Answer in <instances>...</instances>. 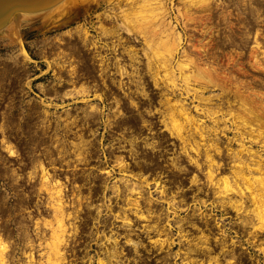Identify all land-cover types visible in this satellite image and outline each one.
<instances>
[{
  "label": "bare ground",
  "instance_id": "bare-ground-1",
  "mask_svg": "<svg viewBox=\"0 0 264 264\" xmlns=\"http://www.w3.org/2000/svg\"><path fill=\"white\" fill-rule=\"evenodd\" d=\"M67 1L68 0H56L49 7L39 12L46 10L53 11L55 8L60 9L61 5L65 4ZM86 1H96V0H86ZM240 1H241L240 4L239 3L235 4L236 7L235 12L237 14L235 15V18L237 20L230 21L229 16L233 12H231L229 8H225V5L229 4L230 0H109V5H108L109 7L102 11L103 16L108 21V24L106 25L101 23L98 25L100 26V32L103 35L112 36L113 39L110 47L115 51L116 46L118 44H121V46H123L124 53L126 52L127 54V58L129 59L127 63L129 64L130 70L126 68V65L119 64L118 62V59L120 58L119 56L115 57V60L118 64L117 71L119 72L120 76L121 77L123 75L129 76V81L136 85L135 88L136 93L138 92L139 94L142 95V97L147 98L149 100L148 97L149 93L145 89V82L144 79L142 78V74L140 73L141 70L140 71L138 70L140 67L138 65L139 54L137 53L135 47L130 44L132 42L127 43L129 37L125 35V38H122L121 30H124L127 34H133L134 37H137L142 41L140 48L142 54L145 57L144 60L145 72L151 77L152 84L158 88L157 89L158 92L157 91L156 92L158 93L159 96H161L159 97L158 102L162 107H160V109L159 108L157 109H159L158 111L161 114L160 121L163 123L164 128L167 129L168 133L171 136L178 138V140L180 141L179 143L180 153H182L186 157V159L190 162V164L194 165L195 169L198 170L201 169L203 162L199 161V156L203 155L202 157L204 158L202 159H204L203 161L204 163H206V167L204 166L205 169L204 170L202 169L205 179L207 181L205 184H208L207 185L208 187L211 185V191L213 193V197H215V202L221 205L223 208H225V206H229L231 207V209L234 208L240 214L242 212L243 221L245 223H249L248 225L251 226L248 233L252 237L247 238V242L249 239L248 243L253 245L255 239H257L259 236L258 238L259 245H257L256 249H258L260 253L264 254V163L259 162V167H257L259 173L250 174L244 172L245 170L249 171L250 168L247 167L248 164L243 162L242 159L243 154H247L249 157L253 155L254 156L257 155L259 156V158L261 154L259 152L258 155L257 152L251 150L247 145H244L242 140L238 141L239 147L236 149L226 145L227 147L226 153L230 155L232 160L229 172H225L222 170V168H224L221 166L222 162L217 160L215 156V154L222 155V150L220 148V145L218 144V139H220V134L218 133H222L223 135L224 131L227 129L226 124L223 125L219 124L220 121L226 122V120H228L227 118H230V120L233 119L232 122L236 123L235 127L239 129V132L235 133L233 136H227V135H226L227 137L225 136L226 137L225 140L227 142H231L232 140H238V138H243V136L241 135L242 134L241 130H243L247 124H251L250 123L251 120H257L259 126L264 125V100L262 104H259L262 107V109L255 111L251 109V105L248 104L249 101H247L246 103L243 99L244 96L242 97V95L244 94L243 92L245 91V87L242 86L244 85L242 79L231 81L232 82L231 85L234 86L233 89H231L230 84L228 83V79L230 77L235 78V76L233 73H227L229 72L228 69L225 70L227 66L226 65L223 66L218 61L221 55L219 56L218 53L219 50L216 51L217 48L220 49L228 46L230 50L228 51L229 52L228 60H232L233 57L237 59L238 55L233 56V53L231 52L237 51L240 55V53L244 51L242 49L243 48L245 49L247 47V42L248 40H250L249 37L251 36L252 41L250 42L252 43L248 45L250 46L249 47L250 49L248 48L249 50H247L248 51L247 54L253 59L252 65L254 69L257 70L259 69L258 71L264 73V65L262 64L263 57H261L264 56V48L261 40L259 39L261 28L259 29V27L254 26L253 27L254 31H252L251 29L252 26H249L250 22L258 21L257 19H259L258 17L259 12L260 10H262L263 6L260 5L261 0L258 2V5H257V1H254L256 3H253V1L251 0L249 2H243L245 0H240ZM122 3L124 5L121 6ZM112 8H115V10L121 9V14L118 15L114 14L113 11L115 10L112 11ZM246 12L249 13V15H247ZM24 15L27 16L30 14L26 12H18L4 26H10L16 19H18L19 16H24ZM218 21L224 22L222 27L225 30V32L223 31V33L219 35L221 39H217L219 40L220 45L218 41H217L218 44L216 42L215 38L217 37H214L215 34H219L218 33L219 28L217 29L215 25V22ZM179 23H181L182 26L184 27L188 26L189 23H192L190 28L194 29V31L197 30L199 33H197V31L196 33L200 34V36L192 32L187 34L191 38V40H188V42L191 44L190 48L188 46H187L188 48L184 46L185 43L184 39H186L185 37L186 32L185 29L183 30V32L177 30V25ZM217 25H220V23H218ZM220 29L222 28L220 27ZM81 30H83L84 33ZM88 30L89 29H87L86 27H83L82 29L76 28L75 31L78 34L76 35L78 38L75 39L74 41L66 40L64 42L65 43L64 49L66 48L69 50L68 51L66 50L64 52L62 51L64 50L62 47L60 51L63 52L61 53L62 56H64L63 54L70 53L71 58L67 57L66 59L70 62V60L74 59V55L72 54L74 53V50L76 48L77 50H79L78 48L81 47L83 51H81V49L80 51H81V55L83 56V59L79 57L80 58L79 61L81 60V62H84L83 63L84 71L83 72L81 71L80 73L88 77L90 76V72H87L86 70L93 71L94 69L93 65L95 61V60L93 61V59L94 57H96L97 59L98 57H100V62L98 64L100 65L99 74L101 77V84H102L101 86L103 88L101 89V91H97L93 93L95 95H98L100 98H102L103 94L107 90H109L110 93L113 92L115 93L117 84L114 85L110 83V81L107 82V76L109 72L106 71V69L108 68V63L107 60H105L104 55L100 54L98 56L97 55L98 52L96 51L93 52L94 50L90 51L89 48H91L92 46H96L95 44L96 40L93 41L92 39L89 38ZM250 30L252 31V35H250L249 32ZM67 33L68 35H71L74 32L70 30L67 31ZM71 37H74V34ZM216 45H218L219 47ZM20 46H21L22 54L26 58H28V54L26 53L21 43ZM84 47H87V49L84 50ZM221 50L222 49H220V51ZM260 51L262 52V54L258 55L257 52L260 53ZM178 52H180V54H178V56L176 57V54ZM77 63L80 64V62ZM95 63H97V61ZM61 64L63 66V63ZM48 66H50V63ZM238 67L241 66L239 65ZM17 68L20 67L17 66ZM68 69H69L68 72L70 74L73 73V76L77 75L76 63L70 62ZM3 70L5 71L4 68L0 69L1 72ZM64 72L66 73V71ZM133 75H135V77ZM178 78H180L182 82H178L177 81ZM113 80L114 79L112 78L111 81ZM215 85L220 89L218 95L220 94L227 95V99H221V96H217L216 94L215 95L203 94L204 90L211 88ZM92 87L95 90L97 88V86L95 85ZM3 88L4 87H2V90ZM90 89L91 86L88 85V83H85L84 81H81L79 86L73 88L75 93H81V94H85L89 92ZM71 91L69 92L67 90L66 91L64 90V94L70 95ZM127 91H125L124 93L127 94V96L129 97L130 94ZM134 92L135 91H133V94ZM248 92L249 93L252 92L251 94H254L251 95L252 98L254 96L259 97V92L263 93L264 95V91L261 89V87L254 89L250 88V91ZM229 95L233 96L232 100H229ZM189 96H191L192 100L194 99L197 101V103L194 104V109L196 111L201 112L203 116H208L209 118H211L212 125H207L206 123H204L205 122L204 119H200L199 117H195L193 114H191L190 112L191 107L190 105H188V102L186 100V98H188ZM114 97H115L114 98L115 106L119 105L118 112H120L122 107L121 103H123V101L121 100V98L118 99V97L116 96ZM234 102H237L239 104L238 107L241 108V110L243 111L242 113L232 112L231 104ZM34 105L30 107L31 110L28 108L29 110L26 113L24 120H23L24 117L23 114H20L21 116H18L19 115L18 109H14V112L13 110L11 111L9 107L7 108L9 110L7 111L6 110L4 111L3 109L0 110V119H1L0 152H2V150L3 151L6 150L7 151L6 155L9 156L19 155V152H17V149L15 147V143L12 141L11 138L18 136L20 137V135L16 132V130L18 129L22 130L24 123L27 131V134L24 137V142H25L24 146L28 149L27 150L28 152L26 153L28 160L26 162L30 164V169L27 170V175H26L27 180L28 181L33 180L37 168L40 169L39 179L36 181L35 184H31V189L33 193L30 194L23 193L21 194V196L16 194L14 196L9 197L6 194V192L1 193L0 191V264H11L10 256H12V254L10 251L12 249V246H11V240L9 239L10 235H15V237L18 240L23 241L22 244L24 243V246L26 244L27 245L35 244L33 243V239H35L36 237V239H38V245H41L43 248V251L40 252V258L38 257L39 259L34 257V252L32 251L33 249H30L29 251L27 250L25 251L23 249V253H25L27 257L26 262L24 261V264H66L65 263L66 250H67L66 248L68 245L70 246L69 244L70 239H74L76 234L78 235L79 232V226L76 223V218H79L81 214L80 211L83 210L81 202L85 201L87 206L86 209H84L85 214L83 217L84 220L83 225L86 220L94 222L97 218L96 215H98V212L102 210V207H105L106 210L110 211L111 213L110 207L106 205L107 203L106 200L103 201L102 204L98 205L97 207L96 205L93 204L92 202L94 199L93 197H95L96 194L90 193L92 186L95 185V189L100 190L102 197L104 199H108V201L111 199V195L107 194V191L110 190V188L114 189L115 193L117 194L119 191L117 184L110 185L107 182V180L104 179L103 176L93 174L90 177L89 174L82 173L81 176L85 175L86 177H88L90 181V183L88 184L89 192L86 194H81L80 193L81 187L79 186V184L78 185L75 184L78 190V192L76 193L77 197L75 199L71 198V200H69L65 194V189L68 186H66L64 181H62L60 178L56 176L54 177V173L50 172L49 168L47 167L46 164H44V162L40 157L36 158V156L40 152L44 154L49 153L47 159H49L48 160L49 163L52 164L55 158L51 156V153L53 152L52 150L48 148L47 151H37L38 147L41 145L42 146L46 145V147L51 145L56 147L58 146L61 155L62 152L66 153L69 150V151H73L74 155H76L77 161L87 160L89 157H87L88 154L85 155V150L90 151V146L93 147V144L95 142L93 138L91 137L86 139L83 131L79 129V131L75 133V135L77 136V140L74 139L70 140L73 147L69 149L67 147L68 145L65 144V140H66L65 135L69 131V125L77 124L78 120L82 124L83 122L88 123L89 122L88 120H91L93 122L96 121L97 118L95 116H98V114L94 109L97 108L96 105L89 104V107L81 108L82 111L81 115L77 113L72 114L66 111V116H69L68 119H64L65 115L63 117H61L62 116L61 115L60 117L57 116L52 120L49 117L45 118L44 117L45 115L41 116L40 113L41 111L38 110L37 107ZM127 105L128 106L132 105L135 107L138 106V102L132 97H129ZM224 105H226L227 107L225 109L226 112L225 111L224 112L228 116L223 115L224 117L222 118L218 117L219 116L218 113L222 112L223 110L222 107ZM146 111L147 113L149 112V114L151 113V110L149 108H147ZM118 112L116 114H118ZM43 113L45 114L44 110L42 111V114ZM251 114L253 115V118L247 120L249 119L247 118V116ZM130 115L131 112L129 115H127L128 117L127 119H129L130 124L124 126L125 128H128L129 132L133 130V128L140 122L139 121L140 117H138V115L137 116H133V115L130 116ZM119 117L120 116L114 119L115 125H122V122L119 123V120L121 119ZM141 120L146 124L148 119L141 118ZM143 122L142 124L144 125ZM191 125H193L192 128L190 127ZM251 126L252 125L248 127H250L251 129ZM261 130L262 129L260 127L259 135H262ZM211 133H213V135H211ZM195 135H197L198 138H195L194 137ZM126 140L130 143V147H128L129 150L134 148L136 149V144L134 142L135 137H128L126 138ZM149 145L153 147L152 142ZM262 145L264 149V141ZM49 151L52 152L50 153ZM132 154H133L132 157H134L135 153L132 152L131 155ZM262 154L264 156V151ZM41 155L44 156L43 154ZM118 157L121 156H115L114 160H116L118 169L120 167L121 173L123 174V176H121L119 179H124L126 181L124 188L122 189L124 191L123 198L125 199L124 200L125 204H122L124 206L119 207L118 210L115 211L114 217L120 219L122 225L125 227L131 226V220L128 217L129 210H133L138 218L144 219L145 221L149 220V218L150 220L152 219L153 221L151 224H149L148 221L146 222L145 230L148 232L149 229L154 228V230L156 231V238H153L152 242H154V244L159 243V246L157 245L156 246L159 247V249H162L163 247L161 245L163 244L169 245L173 240V238L168 232L169 230L168 228L171 229V227L173 226L172 220L168 216L169 214H167L165 219L166 220L165 225H167V228L163 224L161 226H158L159 214L155 213L154 207L150 206L151 205L150 202L152 200L151 197L147 199V196L144 195V191L148 190L147 186L150 183V181L147 179V175L144 174L146 172L145 169L148 168L149 170L151 169L153 170L159 164H157V162H154L152 159L151 160L141 159L140 161H138L137 160L138 158L136 160L134 159L133 163L131 164V162H128L123 159H119ZM177 159L179 158L174 156L170 164L171 165L170 167H172L171 171L173 172L172 173L173 178L177 177L178 171H180L182 168L185 169L184 167L185 164L184 165L181 164V162H179ZM2 160L4 161V159ZM67 163H69L68 160ZM136 167H138V171L137 169L135 171ZM3 168H4L3 173H1L0 171L1 173L0 177L1 176L4 177L6 181L10 183V186L13 188V190H15V193H20L21 182L18 181V179L21 178V173H19V175L13 176L8 171L7 169L8 167L4 165ZM106 172L108 174H112L111 169H110L111 173L109 172V170H107ZM80 173L81 172L73 173L74 174L73 176L69 177L67 175L66 177L73 179L77 177ZM128 175L129 176L131 175L130 177L134 179L127 182V179L129 177ZM27 180L26 183L28 184ZM177 180H179V178ZM159 182L158 181L155 182L156 186L160 184L158 191L161 195L164 196L166 194V186L165 184H162L161 181ZM190 182L197 184L196 187L198 189L199 188L202 189L200 185H198L199 182H202V179L198 176L196 170L195 172L192 173ZM38 183L40 184L39 186ZM40 189H44L45 192L47 193L45 195L46 207H43L44 209L40 210V207L36 205L37 211H40V213L44 211L43 212L44 215H42V217H36L35 219H33L30 209L27 208L28 204L31 203V201L33 202V200H30L29 197H33V194H35L34 192H39ZM148 192H149V196H151L150 190H148ZM141 199L147 200L148 206L146 207L142 206ZM166 201L170 206L172 205L170 211H172L173 213V220L176 221L179 228H181L182 221L184 219L187 221V219L185 218V216L178 217V211L174 205L175 204L174 194L172 193L170 195V198H167ZM201 201H205V199L202 198ZM247 201L249 202V204H252L251 208L245 206ZM35 203L38 204L37 198L35 200ZM93 205L96 208V211L91 209ZM69 206H71L72 208L68 209ZM154 213L157 216L156 218L153 217ZM208 216L209 215H207L205 212L198 216L205 223L204 225L205 228L202 227L198 229L199 234L195 236L197 238V241L196 239L193 241L192 238H188L187 236L185 237V235H187L186 232L181 233L184 236V239H186L188 245V248L184 250L185 253L184 258H186L185 260H187L188 258L187 253H189V256H191L190 251L194 250L197 243H199V247L207 248V244H209L208 232L210 231V229L209 231H205V229L209 228V226L207 227ZM191 222L192 221H190V223ZM195 226L198 227L197 225ZM106 235H107L105 238L106 241L112 242V244H110L108 247H105L104 256L97 257V262L98 264H116L120 260V255L122 254L123 251L120 246H119L120 248L118 247L116 234L113 235L112 233L110 234L106 233ZM161 235H164V237H161ZM127 241L133 243L135 251L138 248L137 245L139 243L142 244L139 241H132V239L129 236L127 237ZM221 241H223V239H221ZM192 244L194 246L189 247ZM231 247L232 246H230V248ZM229 251L230 250H228V252ZM232 251L233 253L230 251L232 254L230 258L234 257V259L236 260V256L234 255L235 254L234 250ZM218 256L219 255L216 254L215 252V254L208 255L207 259L210 262L216 263L219 261ZM194 259L188 258V261H192ZM237 259L239 260L240 257L239 258L237 257ZM89 260L90 261L93 260L92 257H89ZM200 263L203 264L202 259L200 260Z\"/></svg>",
  "mask_w": 264,
  "mask_h": 264
},
{
  "label": "rangeland",
  "instance_id": "rangeland-1",
  "mask_svg": "<svg viewBox=\"0 0 264 264\" xmlns=\"http://www.w3.org/2000/svg\"><path fill=\"white\" fill-rule=\"evenodd\" d=\"M98 1L99 0H96V1L68 0L65 4L61 5L60 9L55 8L53 11L46 10V11H42L39 13H35L34 15L30 14L27 16L25 15L19 16L18 19H16L10 26H4L2 27V29H0V69H3V68L5 69V71L4 70L2 72L0 71V85H1L0 93L2 94V95L0 94V110L3 109L4 111L5 110L7 111L11 109V111L13 110L14 112V109H18L19 115L18 114L17 115L21 116L20 114H23L24 116L23 120H24L26 113L28 112L30 107L36 103L37 105L35 104L34 106H36L37 109L41 111L40 112L41 116L45 115L44 116L45 118L49 117L52 120L53 118H56L57 116L60 117L61 115H62L61 117L65 115L64 119H68L69 116H66V111L72 114L77 113L81 115V112H82L81 108L89 107V104L96 105L97 108H94L96 113L98 114V116H95L97 118L96 121L93 122L91 120H88L89 121L88 123L83 122L82 124L78 120L77 122L78 125L77 124L69 125V131L65 135L66 137L65 144L68 145L67 147L69 149L73 147L70 140H73V139L77 140V136L75 135V133L78 132L79 129L83 131L86 139L91 138V137L93 138V140L95 141L93 144V147L90 146V151L85 150V155L88 154L87 157L90 158V159L88 158L89 160L87 159L88 161L87 160L77 161V157L74 155L73 151H69V150L66 153L62 152L63 151L62 150L61 151L62 155H61L58 149V146L56 147V146L49 145L48 147H46V145L44 146L41 145L37 149V151H47L49 148L50 150L53 151V152L49 151L50 153L52 152L51 156L55 157L52 163L53 165L49 163L48 161L49 159H47L49 153L44 154L40 152L39 153L40 155L38 154L36 158L40 157L42 161L44 162V164L47 165L50 172L54 173V177L56 176L60 178L62 181H64L66 186H68L66 187L67 190L65 189V194L69 200H71V197L73 199L77 197V196L75 197V193H77V186L73 184L75 183V180L82 182V183L84 182L86 185H88L89 183V179L87 177L85 179L82 176H77L73 179L69 178L74 175L73 173L81 172L83 174L85 173L89 174L90 177L93 174L101 175L104 177V179L107 180V182L110 185H113V184L118 185V188H119L118 194L115 193L114 189L112 188H110V190L107 191V194L111 195V199L109 201L108 199H104L101 196L100 194L101 192H98V196L93 199L94 205H101L102 202L105 200L107 202L106 205L107 206L113 205V208H116V205H118V203L120 205L125 204V201H124L125 199L123 198L124 191L122 189L124 188L126 181L124 179H119L121 176H123V174L121 173V168L119 167L118 169L116 160H114L115 156H121L118 158L131 162V164L133 163L134 159L136 160L137 158H138L137 159L138 161H140L141 159H144V160L152 159L154 162H157V164L159 165H157V167H155L153 170L152 169L149 170L148 168H147L148 170L145 169L146 172L144 173L145 175H147V179L150 181L147 187H148V190H150L151 196H149L148 190L144 191V195L147 196V199L151 197L152 199L150 202L151 207H160L162 208L161 210H163V212H160L161 214L168 213L169 215L173 217L172 211H166L167 208L164 210V207L172 208V205L170 206L167 203L166 199L170 198V195L173 193L174 198H175L174 205L178 211V217L185 216L186 218V216L190 215L192 211L195 212L194 216H198L199 214H203L205 212L207 215L211 216L209 219H207L210 221L211 225L214 222V219L217 222L216 225L218 226L213 227V229L219 230L220 227L221 228L223 227L225 231L228 233L226 235L227 238H228V235L230 234L233 242H239V239H240L239 236H237L235 232L233 231V229L230 228L235 224L234 220H236V218L234 217V215L236 213L237 215H239V213L238 212L235 213V211L230 209L231 207H228V206L225 207L226 209L223 207H220L221 205L215 202V197H213L212 195L213 193L210 189L211 185L210 187H208L207 184H205L207 181L206 179L204 180V177H203L204 174L202 173L203 172L202 169L204 170L205 169L204 166L206 167V163H204L203 161L204 159H202L204 158L202 157L203 155L199 156V161L203 162V165H202L203 168L201 167V169H199L198 171V169H195L194 165L190 164V162L186 159V157L182 153H180L179 151L180 141L178 140V138L171 136L168 133L167 129L164 128L163 123L160 121L161 114L158 111L160 107H162L158 102V99L161 96H159L157 93L158 88L152 84L151 77L145 72V65H144L145 57L142 54V51L140 48L142 41L138 39L137 37H134L133 34H127L124 30H121L122 38H125V35L129 37V40H127V43L132 42L130 44L135 47V49L137 50V53L139 54V57H138L139 63L138 62L137 63L140 67L138 70L139 71L141 70L143 72L142 73L140 71V73L142 74V78L144 79V82H145V89L149 93L148 94L149 100L147 98L142 97V95L139 94L138 92L136 93V90H135L136 85L129 81V76L123 75L121 77L119 72L117 71L118 64L115 60V57L119 56L120 57L118 59L119 64L126 65V68L130 70L129 64L127 63L129 59L127 58L126 52L124 53L123 46H121V44H118L116 46V50L114 51V49L110 47L112 43V39H113L112 36L103 35L100 32V26L98 24H101V23L106 24V25L108 24V21L103 16L102 11L109 7L108 6L109 0H105V1L100 0L99 2ZM249 1L250 0H245L243 2H249ZM251 1H253V3H256L254 1H257V5H258V2L260 0H251ZM236 3L240 4L241 1L240 0H230L229 4L225 5V8H229L230 11L233 12L229 16L230 21L237 20L235 18V15H237L235 12ZM122 5L124 4L122 3L121 6ZM260 5H262L263 7L261 6L262 10H260L259 12V16H258L259 19H257L258 21L250 22L249 26H252L251 28L252 31H254L253 30L254 26L259 27V29L261 28L260 37L259 36L258 37L261 40L263 44V48H264V0L260 1ZM113 10H115V8H112V11ZM113 13L116 15L121 14V9H116L115 11H113ZM247 15H249V13H247ZM218 23H220V25H217ZM223 24L224 22H219V21L215 22L217 29L219 28L218 29L219 34L214 35V37H217L215 38L216 42L217 41L219 42V40L217 39H221L219 35L223 33V31L225 32V30L222 27ZM191 25L192 23H189L188 26L186 27L182 26L181 23L177 25V30H180L181 32H183V30L185 29V32H186L185 37L187 40L184 39L185 40L184 46L185 47L188 46L189 48L191 47V44L188 42V40H191V38L187 34L191 32L195 34L197 31V30L194 31V29L190 28ZM233 26H234V23H233ZM83 27H86L87 29H89L88 30L89 38L92 39L93 41L96 40L95 41L96 46L90 45L92 46L91 47L92 49L89 48L90 51L94 50L93 52L95 51L98 52L97 54L98 56L100 54H103L105 60H107L108 68L106 69V71L109 72L107 76V82L110 81V83L114 85L117 84L116 87L118 89L116 88L115 90L116 95L114 92L110 93L109 90H107L103 94L102 98H100L98 95H95L93 93V92L101 91V89L103 88L101 86L102 85L101 77L99 74L100 65L98 64L100 62V57L97 56L98 59L94 57L93 61L94 60L95 61L93 65L94 66L93 71L86 70L87 72H90V76L89 77L84 76L82 73H80L81 71L82 72L84 71V65H83L84 62H81V60L79 61L80 58L83 59V56L81 55V51L83 50L81 47L78 48L79 50H77V48L74 50V53H72L74 55V59L70 60L71 63H76L77 65V72H76L77 75L74 74L75 76H73V73L70 74L68 72L70 62L66 59L67 57L71 58L70 53L63 54L64 56H62L61 53L63 52H61L60 50L62 49V47L64 49L65 47L64 42L66 40L74 41L75 39H77L78 37L76 35L78 34L76 33L75 29L76 28L82 29ZM220 27L222 29H220ZM70 30L74 32L73 34L75 38L71 37L73 36V34L68 35L67 31H70ZM81 31L83 32V30ZM252 31L251 30L249 31L250 35H252ZM197 33L199 32L197 31ZM197 33L196 35L200 36V34H197ZM249 39H250L248 40L249 43L247 42V47H246L247 49L243 48L242 50L244 51H242L240 55L237 51L231 52L233 53V56L238 55L237 59L233 57L232 60H228L229 58L228 51H230L228 46L224 48H220L222 49L221 51L219 48H217L216 51L219 50L218 51L219 56L221 55L218 61L223 66L224 65L227 66V68L225 69V70L228 69L229 72L227 73H233L235 76V78L230 77L228 79V83L230 84L231 89H233L234 87L231 85L232 83L231 81L242 79V82L244 83V85L242 86L245 87V91L243 92L245 95L243 94L242 97L244 96L243 97L244 101L246 103L247 101H249L250 103L248 102V104L251 105V109L256 111V110L262 109V107L259 104L263 103L264 99L262 98L264 97L262 96L264 95L263 93L259 92V97L254 96L252 98L251 95H254V94H251L252 92L249 93L248 91H250V88L254 89V88H259V87H261V89L264 91V73L258 71L259 69L258 70L254 69L252 65L253 59L247 54L248 53L247 50L250 49L249 48L250 46L248 45L252 43L250 42L252 41L251 36L249 37ZM20 43L24 47L26 53L28 54V58H26L22 54ZM219 45H220V42H219ZM85 49H87V47H84V50ZM66 50L68 51L69 49L65 48L62 51L65 52ZM257 53L258 55L262 54L261 51L260 53L259 52ZM178 54H180V52L176 54V57L178 56ZM261 57H263L262 64L264 65V56H261ZM96 61L97 63H95ZM77 62H80V64H78ZM49 63H50V66H48ZM61 63H63V66ZM239 65L241 67H238ZM17 66L20 68H17ZM64 71H66V73ZM133 76L135 77V75ZM112 78L114 79L113 81H111ZM81 81H84L85 83H88V85L91 86V89L89 90V92L85 94L74 92L73 88L76 86H79ZM177 81L182 82L180 78H178ZM94 85L97 86L96 90L93 89L92 87ZM2 87H4L3 90H2ZM64 90L65 91L67 90L69 92L71 90L72 91H71V94L68 95V94H64ZM125 91H127L130 94L129 97H132L138 102V106L134 107L132 105L131 106L127 105L129 97L127 96V94L124 93ZM133 91H135L134 94H133ZM219 91L220 89L215 85L211 88L204 90L203 94H213V95L216 94L217 96H221V99H227V95H223V94L218 95ZM114 96L118 97V99L121 98V100L124 103V104L121 103L122 107H121L120 112H118L119 105L115 106ZM245 96H246V99H245ZM232 99H233V96L229 95V100H232ZM186 100L188 102V105H190L191 107L190 108L191 114H193L195 117H199L200 119H204L205 121L204 123H206L207 125H212L211 118H209L208 116H203L201 112L196 111L194 109V104L197 103L196 100L194 99L192 100L191 96L186 98ZM231 105H232L231 106L232 112H240V113L243 112L241 108L238 107L239 104L237 102H234ZM8 107L9 109H7ZM145 108L146 109L149 108L151 110V113L150 114L149 112L147 113ZM226 108H227L226 105H224L222 107L223 109L222 112H219L218 113L219 116L218 115L217 116L221 118L224 116H228L227 114H225ZM43 110L45 114L44 113L42 114ZM117 112L118 114H116ZM130 112H131V115L133 116L138 115V117H140V120H139L140 125L138 123L135 127L133 126L134 127L133 130L129 132L128 128H125L124 126L130 124L129 120L126 121L127 115H129ZM118 116H120L119 118H121L119 120V123L122 122V125L119 127H117V125L114 124V119ZM141 118L148 119L150 122L147 120L145 124L141 120ZM247 118H249L247 120H250V118H253V115L252 114L248 115ZM227 119L228 120H226V122L220 121L219 123L220 125H223V124L227 125V129L224 131L223 135L222 133H218L220 134V139H218V144L220 145V148L222 150V155L215 154L216 159L222 162L221 166L224 167L222 168V170L225 172H229V169L232 163L230 155L226 153V150H227L226 145L231 146L232 148L236 149L239 147L238 141L242 140L244 145H247L251 150L257 152L258 155H259V152L261 154L260 158L257 155L255 156L253 155L251 157H249L247 154L242 155L243 162L247 163L248 164L247 167L250 168L249 170L250 172L248 170H245L244 172L250 173V174L259 173L257 170V167H259V162L264 163V156L262 154L264 151L263 145H262L264 141L263 140L264 139V125L259 126V123H257V120H251L250 122L251 124H247L243 130L240 129L242 131L241 135L243 136V138H238V140H232L231 142H227L225 140L227 136H233L235 133L239 132V129L235 127L236 123L232 122L233 119L231 120L230 118H227ZM104 122L107 124H105ZM142 122L144 123V125L142 124ZM250 125H252L251 126L252 130L250 129V127H248ZM192 126L193 125H191L190 127L192 128ZM260 127L262 129L261 130L262 135H259ZM16 132L20 135V137L19 136L12 137L11 139L15 143V147L17 149V152H19V155L18 156L17 155H12V156L6 155L7 154L6 150L4 151L2 150V152H0L1 153L0 154L1 173H3L4 165L8 167L7 168L8 171L13 176L19 175V173H21V178L18 179V181L21 182L20 193H15V190H13V188L10 186V183L6 181L4 177L2 176L0 177V188H1L0 191L1 193L6 192V194L9 197L14 196L16 194L21 196V194L23 193H28V194L33 193L31 189V184L36 183V181L39 179V173H40V169L37 168L35 176L33 177V180H29V181L27 180L26 175H27V170L30 169V164L26 162L28 160V157L26 154L28 152L27 151L28 149L24 146L25 145L24 137L27 134L24 123H23L22 130L18 129L16 130ZM211 135H213V133H211ZM128 137H135L134 142L136 144L137 150L135 148L130 149V150L128 149V147H130V143L126 140V138ZM194 137L198 138L197 135H195ZM151 142H152L153 147L149 145L151 144ZM132 152L135 153L134 157H132L133 154L131 155ZM41 154H43L45 157L42 156ZM174 156L179 158L177 160L181 162V164L183 165L185 164L184 166L185 169L182 168L180 171H178L177 174L179 176L177 175V177L175 178H173V175H172L173 172L171 171L172 167H170L171 160H173ZM142 157H145V158H142ZM2 159H4V161ZM67 160L69 161V163H67ZM110 169L112 170V174H108L106 172L107 170H109L110 172ZM136 169L138 171V167L135 168V171ZM195 170L198 173V176L202 179V182H199L198 185H200V187L203 190L200 188L199 190L196 187L197 184L190 182V178H191L190 176L192 175L193 172H195ZM67 175L69 176L68 178L66 177ZM130 176L128 177L127 182L134 179ZM178 178L179 180H177ZM22 179H23V182H22ZM26 180L28 184L26 183ZM156 181L158 182L161 181L162 184H165L166 194L164 196L159 193L158 189L160 187V184L156 186V183H155ZM39 185L40 184L38 183V186ZM81 191L83 193H86V188L84 187L81 188ZM34 193L35 194H33V197H29V199L33 200L34 203L31 201V203H29L27 207L28 209H30L33 219H35L36 217H42V215H44L43 214L44 211L41 213L40 211H37L36 205L40 207V210L44 209L43 207H46L45 206V202H46L45 195L47 194L44 189H40L39 192H34ZM36 198L38 199V204L35 203ZM202 198L205 199V201H201ZM147 203H148L147 200L141 199L142 206L144 207L148 206ZM81 204L83 205L84 208H86L83 201L81 202ZM245 206H247L248 208H251L252 204H249V202L247 201ZM71 208H72L71 206L68 207V209H71ZM91 209L94 210V208L92 207ZM103 210H105V208ZM130 216L133 217L134 214H130ZM137 220L138 221L132 220L133 222H137V223L134 224L135 225L134 233L135 232L136 233L131 236L134 240L139 241L142 244L140 243L138 245L136 244L138 246L136 251L135 249L132 248V244H128L125 241V238L129 234H125V229L123 226H121L122 222L120 221V219L117 218L114 220L115 228L117 225V230L119 231V234L116 233L119 239V243L121 244V246L124 248V251H125L124 253L121 254L122 256L120 255V260L116 264H162V261L160 258H162V255L165 252L157 251V249L155 248L151 249L149 245V241L147 240L145 233L141 231V230L143 231L145 230V227H146L145 223L148 220L146 221L144 219H137ZM172 221L176 222L174 220ZM76 223L77 224L80 223L79 218H76ZM94 224L95 226H93L91 222L90 227H86V228L83 227V229L80 227L81 233L89 232V235L78 236L76 234L74 239H70L69 244H70L71 249L69 248V245L66 248L67 249L66 258H65L66 264H98L97 257L104 256L103 252H101L100 249L99 250L96 249V252H95L93 247L95 246L96 242H93L94 244H90L89 241L91 240L100 241V239L105 240L106 233L108 234L109 231L106 232L104 230H101L99 225L96 226V223ZM176 226L179 232L178 224ZM187 227L189 226H186V228ZM33 229H34V226H33ZM9 237L8 238L11 240V246H12V249L10 251L12 254V256H10L11 264L13 263L14 264H24V261L26 262L27 257H26V254L23 253V249L25 251L26 250L29 251L30 249H33L32 251L34 252V257L37 259L40 258V252L43 251V248L41 245H38V239H36V237L35 239H33V243L35 244L33 245L26 244L25 246H24V243L22 244L23 241L18 240L15 237V235H10ZM251 237L252 236H250V238ZM81 238L82 240H86V241L85 242L83 241L81 243L80 242ZM211 242H213V240H211ZM248 242H249V239H248ZM248 242L243 239L242 244H244V247L241 248L243 250V253L246 256H248V263L249 264H252V263L253 264H260V263L264 264V258H263L264 254L260 253L259 250L256 249L257 245H259L257 240L255 239L253 245ZM85 243H88V245L86 244L87 248L85 247V250H84L85 252L88 251L85 255L86 257L83 256L84 255L83 253H80L79 255H75L73 251L76 252V250L80 249L81 244L82 246H84ZM144 243H147L148 246L145 245ZM156 245L159 246V244H156ZM169 245H166V244L161 245L163 248L166 247L167 253H169L168 251L169 250L168 247H170ZM184 245H185V242H184ZM184 245H181L182 249L184 248L183 247ZM178 246H179V243H175L174 246L172 245L171 249L175 251V249H177ZM147 248H150V250H147ZM193 255L202 257L203 264H207L206 260L204 259V255L202 253L193 254ZM79 257L80 258L82 257V258L80 259ZM89 257H92L93 260L90 261ZM171 259L173 261L175 258L172 257ZM236 259H237V256H236ZM172 264H201V263H200V260L197 262L195 260L194 261H188V260L181 261V257L176 256V259L174 260V262H172Z\"/></svg>",
  "mask_w": 264,
  "mask_h": 264
},
{
  "label": "flooded vegetation",
  "instance_id": "flooded-vegetation-1",
  "mask_svg": "<svg viewBox=\"0 0 264 264\" xmlns=\"http://www.w3.org/2000/svg\"><path fill=\"white\" fill-rule=\"evenodd\" d=\"M131 116V115H130ZM128 118V117H127ZM126 118V121H128L129 119H127ZM0 121H1V119H0ZM119 126H121V125H117V127H119ZM129 131V130H128ZM0 138H1V132H0ZM1 140V139H0ZM1 146V145H0ZM76 156V155H75ZM191 171V170H190ZM199 171V170H198ZM203 173V172H202ZM81 174L82 173H80L78 176H81ZM101 176V175H100ZM84 179L86 178V176L85 175H83L82 176ZM191 177V176H190ZM189 177V178H190ZM88 178V177H87ZM204 179H205V176H204ZM189 180V179H188ZM81 181V180H80ZM89 183H90V181H89ZM88 183V184H89ZM99 183V182H98ZM74 185L76 184V185H78L79 184V186L81 187V188H86V193H88L89 192V187H88V185H86L84 182L82 183V182H79V181H76L75 180V183H73ZM208 185V184H207ZM210 187V186H209ZM81 188H80V190H81ZM211 189V188H210ZM93 190V191H92ZM77 192H78V190H77ZM97 192V193H96ZM98 192H100L98 189H95V185L94 186H92V189H91V191H90V193H95L96 195H95V197H93V198H96L97 196H98ZM80 193L81 194H86V193H83L82 191H80ZM101 194V193H100ZM213 195V194H212ZM77 196V194L75 193V197ZM102 196V195H101ZM74 197V198H75ZM72 198V197H71ZM84 202V205L86 206V203H85V201H83ZM93 202V201H92ZM94 204V203H93ZM82 205V204H81ZM98 205H96V207H97ZM119 206L121 207V206H124V205H120L119 203H118V205H116V208H113V205L112 206H109L110 207V209H111V213H110V211H105L106 210V208H105V210H103L104 208L102 207V210L100 211V212H98V215H96V220L94 221V222H92V224H93V226H95V224L94 223H96V226H100V229L101 230H104V231H106V232H108V234H110V233H112L113 235H115L116 233L117 234H119V231L117 230V225H116V228H115V225H114V220L115 219H117L116 217H114V213H115V211L116 210H118V208H119ZM82 207H83V205H82ZM87 207V206H86ZM220 207H222V206H220ZM226 207V206H225ZM229 207V206H228ZM92 208H94V211H96V208L95 207H92ZM167 208V209H166ZM198 208V207H197ZM84 209H86V208H84L83 207V210H81L80 211V216H79V221H80V223L79 224H77L78 226H79V232H78V236H82V235H89V232H85V233H81V229H80V227L83 229V227L84 228H86V227H90V223H91V221H89V220H86L85 221V223H84V225H83V217H84V214H85V210ZM114 209V210H113ZM162 208H160V207H154V212L155 213H158L159 214V223H158V226H161L162 224L163 225H165L166 223V216H167V214L166 213H164V214H161L160 212H163V210H161ZM166 209V211H170V209L171 208H168V207H164V210ZM231 209V208H230ZM156 210V211H155ZM160 210V211H159ZM232 210H235L234 208H232ZM236 211V210H235ZM237 212V211H236ZM239 212H241V211H239ZM153 214L154 216L153 217H157L156 216V214ZM193 213H195L194 211H192L191 212V214L190 215H187L186 216V219H187V221L186 220H183L182 221V227L181 228H179V232H178V230H177V223L176 222H173L172 221V224L174 225V226H172L171 228L172 229H170L169 230V233H170V235H171V237L173 238V242L169 245L170 247H169V253H167L166 252V247H164V248H162V249H159V247H157V246H154V245H156V244H159V243H155L154 244V242H152V239L153 238H156V231L154 230V229H149L148 230V232L146 231V230H141V228H140V230L142 231V232H144L145 233V235H146V237H147V240L149 241V245H150V247H151V249L152 248H155V249H157V251H164L165 253L162 255V258H160L161 259V261H162V264H172V262H174V260L176 259V256H180L181 257V261H183V260H185V258H184V250H186L187 248H188V245H187V241H186V239H184V236L181 234V233H185L186 232V234L187 235H185V237L187 236L188 238H192L193 239V241L196 239V241H197V238L195 237L196 235H198L199 234V231H198V229L199 228H205V223L202 221V219L200 218V217H198V216H193L194 214ZM111 214V215H110ZM130 214H134V216L133 217H131L130 216ZM241 215V216H240ZM169 217H170V219L171 220H173V217L171 216V215H168ZM128 217H129V219L131 220V226H127V227H125V226H123L122 224H121V226H123L124 227V229H125V234H129V235H127V237L129 236L131 239H132V241H136V240H134L133 238H132V236L131 235H134L135 233H134V227H135V223H137V222H133V221H138L137 219H141V218H138L136 215H135V212L133 211V210H129V214H128ZM234 217L236 218V220H234L235 221V224L232 226V227H230V228H232L233 229V231L235 232V234L237 235V236H239V242H233V240L231 239V235L229 234L228 235V238L226 237V235L228 234L226 231H225V229L222 227H220V229L218 230H215V229H213V227H217L218 225H216L217 224V222L215 221V219H214V224L212 223V225H211V223H209L210 221L208 220V223H207V227L209 226V228L208 229H205V231H209V229H210V231L208 232L209 233V244H207V248H201V247H199V243H197L196 244V247H197V249H196V247L194 248V250H192V251H190V255L191 256H189V253H187V255H188V258H193L194 259V257H195V261H196V259H198V260H203V258L202 257H198V256H196V255H193V254H199V253H202L203 255H204V259L206 260V262H207V264H249L248 263V256H246L244 253H243V250L241 249V247H244V244H242L243 243V239L244 240H246L247 241V238H250V235H249V233H248V231L250 230V225H248L249 223H245L244 221H243V215H242V212H241V214L239 213V215H237V214H235L234 215ZM210 218V216H208V219ZM214 218V217H213ZM240 219V221H239V219ZM190 219V220H189ZM133 220V221H132ZM199 220H201V221H199ZM149 221H151V222H149ZM152 219L150 220V218H149V220H148V223L149 224H151L152 223ZM190 221H192L191 223H190ZM200 222H202V223H204V224H202V223H200ZM244 222V223H243ZM146 224V223H145ZM192 225H194V226H192ZM195 225H197L198 227H196ZM166 226V228H167V225H165ZM186 226H189V227H187L186 228ZM200 226V227H199ZM114 227V228H113ZM146 228V227H145ZM183 228V229H182ZM249 228V229H248ZM169 229V228H168ZM174 229V230H173ZM103 233H105V232H103ZM79 234H81V235H79ZM116 234V235H117ZM107 236V235H106ZM106 236H105V238H106ZM150 236V237H149ZM243 236V237H242ZM127 237L125 238V241L128 243V244H132V248L134 249V246H133V243L132 242H130V241H127ZM161 237H164V235H161ZM97 238V237H96ZM116 238H117V241H118V247L120 246L121 247V249H122V253H124L125 251H124V248L121 246V244L119 243V239H118V237L116 236ZM242 238V239H241ZM258 238H259V236H258ZM258 238L256 239L257 240V242L259 241L258 240ZM221 239H223V241H221ZM211 240H213V242H211ZM85 242L86 240H82V238L80 239V242L82 243V242ZM104 241V242H103ZM76 242H77V240H76ZM90 242V244H94L93 242H96L95 243V246L93 247V246H91V247H93L94 248V250H95V252H96V249H100V251L101 252H103V254H105V247H108L110 244H112V242H108V241H106V239L105 240H103V239H100V241L98 240V241H96V240H91V241H89ZM184 242H185V245H184ZM175 243H179V246H178V248L177 249H175V251L173 250V249H171L172 248V245L174 246V244ZM86 244L88 245V243H85V245L84 246H82V244H81V247H80V249L79 250H76V252L75 251H73L74 252V254L75 255H79L80 253H83L84 255V257H86L85 255H86V253L88 252V251H84L85 250V247H86ZM108 244V245H107ZM145 245H147V243H144ZM181 245H184L183 247V249L181 248ZM78 246H80V245H78ZM148 246V245H147ZM194 245L192 244L191 246H189V247H193ZM230 246H232L231 248H230ZM241 246V247H240ZM91 247H89V248H91ZM95 247H97V248H95ZM119 247V248H120ZM235 247V248H234ZM69 248H70V246H69ZM87 248V247H86ZM71 249V248H70ZM234 250V255L235 256H237L238 258L240 257V259L238 260V259H234V257L233 258H230L231 257V252L233 253V251L232 250ZM89 250V249H88ZM147 250H150V248H147ZM228 250H230L229 252H228ZM215 252H216V254H218L219 256H218V262H210V261H208V255H212V254H215ZM229 253V254H228ZM88 255H90V254H88ZM193 256V257H192ZM175 258L173 261H172V259L171 258ZM220 257V258H219ZM78 258V257H77ZM80 258V257H79ZM82 258V257H81ZM80 258V259H81ZM184 258V259H183ZM188 260V259H187ZM194 260H192V261H194ZM197 260V261H198ZM186 261V260H185ZM253 264V263H252Z\"/></svg>",
  "mask_w": 264,
  "mask_h": 264
},
{
  "label": "water",
  "instance_id": "water-1",
  "mask_svg": "<svg viewBox=\"0 0 264 264\" xmlns=\"http://www.w3.org/2000/svg\"><path fill=\"white\" fill-rule=\"evenodd\" d=\"M56 0H0V29L18 12L35 14Z\"/></svg>",
  "mask_w": 264,
  "mask_h": 264
}]
</instances>
